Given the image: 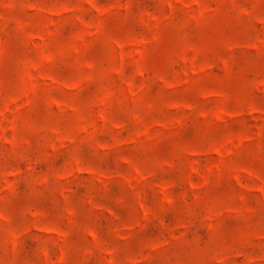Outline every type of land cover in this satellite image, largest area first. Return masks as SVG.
Returning <instances> with one entry per match:
<instances>
[{
    "label": "rangeland",
    "instance_id": "rangeland-1",
    "mask_svg": "<svg viewBox=\"0 0 264 264\" xmlns=\"http://www.w3.org/2000/svg\"><path fill=\"white\" fill-rule=\"evenodd\" d=\"M0 264H264V0H0Z\"/></svg>",
    "mask_w": 264,
    "mask_h": 264
}]
</instances>
